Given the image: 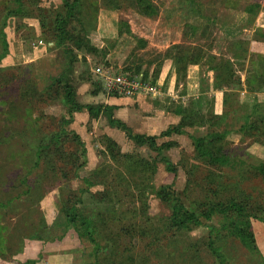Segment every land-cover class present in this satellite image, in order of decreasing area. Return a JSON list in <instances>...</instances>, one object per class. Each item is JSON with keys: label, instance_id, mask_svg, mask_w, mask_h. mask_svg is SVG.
<instances>
[{"label": "rangeland", "instance_id": "1", "mask_svg": "<svg viewBox=\"0 0 264 264\" xmlns=\"http://www.w3.org/2000/svg\"><path fill=\"white\" fill-rule=\"evenodd\" d=\"M151 1L158 12L144 15L126 0H81L76 15L59 24L57 20L66 16L61 0H0V199L11 200L9 209L0 208V264H15L16 260L94 264L93 251L101 262V256H107L114 264H219L205 240L217 236L215 228L224 223L223 217L216 214L212 220L192 225L185 234L172 233L159 221L170 216L176 199L191 211L204 201H238L256 217L249 213L257 249L244 247L220 228L225 237L217 245L226 254L224 264H264V174L259 171L264 169V84L253 90L259 83L256 62L261 56L264 60V0ZM254 4L256 8H250ZM200 49V64L188 66V79L186 74L182 77L184 60L178 67L169 56H191ZM210 54L215 56L214 63L229 60L241 84L213 89L216 70L206 64ZM96 66L142 76L157 88V93L139 95L153 104L146 112H158L164 106L169 109L192 98L207 118L215 116V123L186 127L184 134L155 135L157 146L174 141L166 149L138 145L128 134H154L143 129L150 126V116L143 126L125 112L124 123L117 118L118 112L111 114L102 107L96 118H89L86 105L104 106L113 96L99 87L93 73ZM248 76L256 80L250 87L245 80ZM60 80L72 86L81 111L69 112ZM122 125H127V131ZM223 131V140L215 144L229 157V164L199 157L191 136ZM73 132L84 144V153ZM112 138L119 142L116 147L108 146ZM40 143L47 147L38 157ZM111 152L116 158L110 157ZM121 152L151 163L153 173L146 174L135 165L126 175L127 184L143 181V188L127 187L124 178L118 181L124 176L116 175L124 160ZM95 169L108 183L114 180L113 186L116 181L117 188L107 187L105 195L113 212L97 194L103 185L86 191L84 178ZM22 179L33 187L29 195L22 193L26 188ZM162 187L175 200L163 201L158 196ZM36 192L41 194L38 200L34 199ZM66 209L75 213L73 222L65 220ZM142 211L155 228L150 236L140 227L138 233H128L133 221L146 225ZM119 212L126 219L116 233L111 232V222L105 227L101 222L94 225L95 240L101 244L97 250L90 232L82 228V237L77 232L82 215L98 219V213L111 217ZM32 231L42 238L29 237ZM167 237L179 241L177 249L166 244ZM150 238L162 240L160 251L149 246ZM191 248L197 252L188 253ZM192 255L194 260L189 258ZM125 257L132 261L123 263Z\"/></svg>", "mask_w": 264, "mask_h": 264}, {"label": "trees", "instance_id": "2", "mask_svg": "<svg viewBox=\"0 0 264 264\" xmlns=\"http://www.w3.org/2000/svg\"><path fill=\"white\" fill-rule=\"evenodd\" d=\"M63 3V6L66 9V16L64 19H58L57 23L59 24H64L67 23V21H69L70 19H72L75 15H76V10L79 11L80 7H81V0H61ZM129 1L140 13L144 14V15H151V14H156L158 12L157 7L155 6V4L151 1V0H126ZM257 4H254L252 6H250V8H256ZM58 24V26H59ZM67 33V32H66ZM172 48H176L178 47L177 45H173L171 46ZM247 51V49L244 50V52ZM199 54L196 53L194 55H178V56H169L171 57V60L173 63H175L176 66L179 65L181 60H184L183 63V69H182V77H185L186 74V67L188 64H200L201 59L200 57H202V53H201V49L198 50ZM168 56V55H167ZM166 56V57H167ZM193 56V57H192ZM263 56L259 57V59L256 62L257 67L260 68V73L258 76V86L253 87V90H257L258 88H261L260 86H262V84H264V60L261 59ZM213 59L215 60V56L210 54L208 56V58H206V64L208 65L207 67L209 69H213L216 70V80L213 83V88H217V87H228L231 84H238L240 85V79L239 76H236L234 71L232 70V63L229 60H224L222 62H217L214 63ZM261 59V60H260ZM179 67V66H178ZM158 72V70L156 71V73ZM157 75V74H156ZM146 79V78H144ZM246 83L248 85V87H250L251 82H255L256 80L252 79L251 77H246ZM62 82V85L64 86V101L66 103V105H70V110L71 111H81L82 107L78 104H76L75 100L73 99V95H74V91L72 86H70L69 84H67L66 82H64L63 80H60ZM99 87H102L101 83L98 84ZM249 90H251L250 88H248ZM251 90V91H253ZM97 91H94L92 94H96ZM117 95V94H115ZM188 102L186 103H176L173 104L174 107L169 108L168 110L175 113L176 115L179 116V120L176 124H174L173 126H171L170 128H168L165 132L162 133V135L167 136L170 135L172 132L177 133V134H184L185 132V128L186 127H194V126H203V127H211L214 125V121H212L213 117L215 118V116H207L204 114V112H201L200 109H198L196 107V101H194L192 98H188L187 99ZM103 105V104H102ZM102 105H98L97 107H93L92 105H86L85 107L87 108L88 111V115L90 119L96 118L97 115L99 114V109L101 110L102 107L106 108V109H110V107L108 106H102ZM195 109V110H194ZM201 117L203 118L201 120ZM216 118H218V115L216 116ZM112 121L113 118H112ZM123 129L126 128L125 131H127V127L125 125H122ZM225 135V132H214V133H209L205 136H201V137H193L191 136V140L192 143L194 145L195 151L198 153V156L203 158V160L205 159V161L210 162V163H217V164H222V163H227L229 164L230 159L228 156L224 155L222 152V148L220 146H217L215 144L216 141L219 140H223V137ZM59 136V135H57ZM72 137L78 141V144L81 147V152L84 153L85 152V147L84 144L81 142L78 134L76 133H72ZM128 138L130 139H134L136 144L138 145H143V144H147L150 148H169L173 145H175L174 141H169V142H164L163 144L157 146L156 144V137L155 136H144V135H139V134H135V135H130L128 134ZM45 144L40 143V145H38L39 150V154L38 157H40V153L42 151V149H46L47 146H44ZM108 146H112V147H116L117 143L114 141H111ZM122 153V152H121ZM110 157H112L113 159L116 158L114 156V154L111 152L110 153ZM123 155V161L121 163V167L119 168V171L116 173V175H124L122 176V178H118V181H120V179L122 180L123 178L126 179L124 180L126 182V186L130 187V188H143L144 187V182L140 181V182H134L132 183H128L127 184V173L129 172V170L133 167H135V165H137L135 168L139 169L140 171L147 173V171H152V166L151 163L145 159V158H140V159H136L133 156L130 155H126V154H120ZM39 163V162H37ZM35 162V164L38 166ZM83 165V164H82ZM172 167V166H171ZM171 167H168V170H171ZM173 169V168H172ZM260 172H262L264 174V169H259ZM142 173V174H144ZM153 173V171H152ZM141 174V175H142ZM141 178L145 179L147 178V176H142ZM113 181L114 180H110V182L108 183L107 181V177H105V175L101 174V171L98 172L96 169L86 178H84V183L87 186L86 191H89L90 187H93L97 184H101L104 186V190L98 192L97 194H99L100 198L102 200H106L105 195H107V192L109 193L108 189L113 188L114 190L117 188L116 186V181L114 182V186H113ZM24 183L26 188L25 190H22V193H26V194H30L32 193V186L30 184H28L27 179H22L21 184ZM108 187V189H106ZM116 196H117V192L115 191ZM18 195V194H15ZM41 194L40 192H36V194L34 195V199L38 200L40 198ZM158 196L162 198L163 201H170L171 197L172 199H174V197L172 196V193L170 194V192H168L166 190L165 187H162L161 190H159L158 192ZM207 197V196H206ZM205 197V198H206ZM32 198V197H30ZM248 199V198H247ZM175 200V199H174ZM11 200H7V201H3L2 199H0V208H8L9 209V205ZM108 201V205L109 204V198H107ZM117 199L116 197L114 198V201L116 203ZM243 203V201H241ZM111 203V202H110ZM112 207V211L114 209L113 204L110 205ZM70 211L73 209V206H71ZM11 210V209H10ZM10 210H8V212H10ZM66 213H64L65 215V220L68 222H73L74 218H76V215L74 212L69 213L68 209L65 210ZM246 209L243 205H241L240 203H238V201L236 202H230L229 204H224L222 202H209V201H204L203 204L201 206H198L197 210H193L191 211L189 208L186 207L185 204L181 203L180 200L176 199L175 200V204L172 206L171 209V214L168 218L166 219H161L159 221V225L163 226L164 228H166L167 231H172V233H177L178 235L181 234H185L191 227L192 225H197L199 223H202V221H209L212 220V218L216 215L219 214L223 217L224 219V223L220 226L221 230H226L227 233H230L231 235H233L234 237L238 238V240L242 243V245L244 247H247L249 249H253L256 250L257 249V245H256V241H255V236L253 233V224H252V220L251 217L255 215L251 212V215L247 212H245ZM146 215L145 218V222L146 225L144 226H140L138 225L137 222L133 221V226L130 230H128V233L135 231L136 233H138V227H140V230H142L143 234L145 235H151L152 231L155 230V228L153 226H150L151 224L149 223V218L148 215L146 214L145 211H142V214ZM72 214V216H71ZM134 215H136L137 213L134 211L133 212ZM4 216V215H2ZM98 216L100 218L96 219L95 216L94 217H87L85 215L81 216V226L77 228V232L79 233V235L82 237V228H84V230L90 232L89 237L90 240L94 243V248L97 250L101 247V244L95 240V238L97 237L96 233V229L95 227H98L97 225L101 222L103 223V227H105V225L108 222H111L112 226L114 227V230H111L112 233H116L118 230L121 229V222L123 220H125L126 218L124 217L125 215H123L121 212H119V214L114 213L113 216L111 217H105L104 215H102L101 213H98ZM256 218V217H255ZM117 223V225H116ZM95 225V227H94ZM6 228V226L4 227ZM102 228V226H101ZM220 228H215L216 231V235L217 236H207L206 240H205V246L206 248H208L212 254H215L218 256V259H220V263L219 264H224V261L226 260V257L224 255H226L225 253H221L219 250V247L217 245V242H219L222 237H225V232L220 231ZM111 229H113L111 227ZM34 231H32V233L29 234V237L31 238H37L38 240H40L41 238L38 237L39 235H36V233H33ZM95 234V235H94ZM119 234V233H118ZM86 235V232H85ZM122 235L119 234V237H121ZM46 239V238H44ZM161 239L160 238H150L149 240V246H154V248H156V251H160L159 248H161L162 244L161 243ZM167 243L170 246H173L177 249V243L179 242L177 239H175L174 237H167ZM188 253L194 254L197 252L196 249L191 248V250H188ZM95 251H93L91 253V255H93L94 258V264H114L113 262H110L107 260V256H101V259L105 262H101L99 255H97V253H94ZM97 255V256H96ZM198 257H200L198 254L196 255ZM183 257H185V254L183 255ZM189 258L191 260H194L195 257L189 256ZM17 261V262H16ZM14 261L15 264H31V262L29 260L25 261V262H19L18 260ZM132 260H130V258L125 257L122 262L123 263H127V262H131Z\"/></svg>", "mask_w": 264, "mask_h": 264}, {"label": "crops", "instance_id": "3", "mask_svg": "<svg viewBox=\"0 0 264 264\" xmlns=\"http://www.w3.org/2000/svg\"><path fill=\"white\" fill-rule=\"evenodd\" d=\"M195 65L196 67L198 66V64H188L187 67H191ZM194 66V67H195ZM186 67V69H187ZM187 79H188V75L186 74ZM185 76V77H186ZM214 89V88H213ZM218 89V88H216ZM190 97V96H189ZM198 97V96H197ZM172 100L169 99V104H171ZM173 101H177V100H173ZM165 104L167 105V103L165 102ZM168 104V105H169ZM104 105L110 107V113L113 114L112 112H118V119H124L122 122H126V118H123L122 115L126 112L127 116L132 115L131 121H136L137 122H142L143 126L147 125V123H149V121L146 119V116H150L153 120L150 123V126H145L143 127L144 130H149L148 134L150 133H154V134H150L151 136H163L162 133L165 132L168 128H170L171 126H173L175 123L178 122L179 120V116L176 115L175 113L168 111L167 106H164V108H162V112H156L154 111V113L150 110L149 112H146L145 108H149L152 109L153 104L150 102H147L145 99L141 98V96H134V97H116V96H112L107 98L104 101ZM141 107L144 108V111L141 110ZM153 116V117H152ZM120 117V118H119ZM171 119V122L170 120ZM167 121H169V123H167ZM138 122V123H139ZM127 126V125H125ZM153 126H155L153 128ZM129 128V126H128ZM196 128V127H195ZM140 129V128H137ZM150 129H152L153 131H151ZM157 133V134H156ZM155 136V137H156ZM113 139V138H112ZM115 142L119 143L117 140L113 139ZM172 141V140H169Z\"/></svg>", "mask_w": 264, "mask_h": 264}, {"label": "built area", "instance_id": "4", "mask_svg": "<svg viewBox=\"0 0 264 264\" xmlns=\"http://www.w3.org/2000/svg\"><path fill=\"white\" fill-rule=\"evenodd\" d=\"M94 75L101 83L102 87L109 95H119L124 97H134L138 95H147L148 93H157L158 89L152 87L147 79L142 76L111 72L103 66H96L93 70ZM159 92V91H158Z\"/></svg>", "mask_w": 264, "mask_h": 264}]
</instances>
